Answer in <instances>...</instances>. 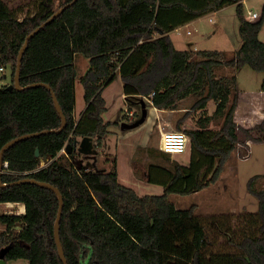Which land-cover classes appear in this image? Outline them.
I'll use <instances>...</instances> for the list:
<instances>
[{
	"label": "trees",
	"instance_id": "obj_1",
	"mask_svg": "<svg viewBox=\"0 0 264 264\" xmlns=\"http://www.w3.org/2000/svg\"><path fill=\"white\" fill-rule=\"evenodd\" d=\"M60 1L57 8V0H37L36 12L20 20L0 0V64L11 69L10 84L27 36L73 2ZM243 1L190 0L189 6L178 0H77L29 40L21 68L23 89H10V84L0 87V150L15 138L62 128L53 94L67 125L58 133L20 141L4 155L8 167L1 173L6 186H0V203L25 206L22 215H0L6 227L0 232V252L8 248L7 262L64 264L55 240L57 193L33 183L10 185L30 178L52 184L63 196L60 237L68 264H264V190L252 189L257 176L249 184L259 201L257 213L220 214L208 222L194 213L195 205L177 209L169 199L172 194L185 196L215 184L224 161L237 148L236 72L248 65L264 74V42L259 38L264 7L261 17L251 21L244 16ZM231 4L237 5L243 41L235 55L177 49L172 31ZM79 54L89 60V69L81 78L87 106L76 121ZM219 68H230L232 74L218 75ZM118 74L128 98L140 101L154 93L147 106L175 110L190 95L197 97L196 107L201 109L209 101L217 102L214 117L222 119L218 129L201 124L185 132L191 144L188 164L161 149L149 150L153 159L167 163H150L146 174L148 183L163 186V194L140 196L121 184L117 160L110 170L93 169L72 162L75 155L83 156L76 148L68 156L60 154L77 138L91 137L97 150L101 148L112 125L103 117L107 111L103 92ZM34 83L50 88H27ZM258 128L264 136V120ZM43 157L50 158L45 166H41ZM208 224L236 251H217Z\"/></svg>",
	"mask_w": 264,
	"mask_h": 264
},
{
	"label": "rangeland",
	"instance_id": "obj_2",
	"mask_svg": "<svg viewBox=\"0 0 264 264\" xmlns=\"http://www.w3.org/2000/svg\"><path fill=\"white\" fill-rule=\"evenodd\" d=\"M14 4V8H20L24 12L28 10L29 14L37 9V0H9ZM189 5L190 0H178ZM62 1L57 0L56 7L59 8ZM264 7V0H245L243 2L244 16L255 21L249 15V11L256 12L261 17ZM156 37L159 35L156 33ZM175 45L179 50H219L226 51L229 57L235 55L236 51L240 49L243 41L240 36V20L237 13V5H227L221 9H214L208 11L195 20L193 24L182 25L177 28L172 34ZM259 38L264 42V26L260 32ZM85 61L87 63H85ZM78 69L76 78V103L77 112L85 105L84 87L81 83V75L86 68L85 64H89V60L83 55L79 54L77 59ZM1 65V64H0ZM6 73V77L2 76ZM4 73H0V87L3 83H7L11 78V69H6ZM218 75H231L230 68H219ZM238 92L244 93H259L264 80V74L253 70L248 65L241 67L236 72ZM107 100L108 112L106 119L112 122L109 128L110 133L105 135L101 148H98L96 153L97 160L91 161V167L95 168H109L113 167L114 160L118 158L119 166L123 180H133L131 173L132 164L130 162L133 148L135 145H143L148 143L146 147H138L134 154V167L136 175L146 181L143 185L147 194H157L161 188V194L164 192L163 186L147 182V168L152 162L167 164L161 158L153 159L150 154L151 149L160 150L161 131L151 125V111L148 112L146 121L134 129L124 130L122 124L124 122H135L142 116L143 108L140 104L141 100L145 102L151 101L150 97H145L140 101L132 98H123L122 86L119 81H115L112 85L106 88L104 93ZM197 97L190 95L178 103V108H186L188 111L184 113L186 118L184 124L180 128L175 124L169 127L171 130H180L186 132L187 130L198 128L201 124H206L209 128L218 129L222 123V119L215 118L217 102L209 101L207 107L204 109L198 108ZM147 107V103H146ZM148 109V107H147ZM130 112L134 116L129 115ZM236 124H237V110H236ZM207 120V121H206ZM184 125V126H183ZM240 128V130H239ZM256 126L254 128L257 129ZM247 130V131H246ZM249 131L237 125V132L239 142L236 150L226 158L224 161V171L218 181L209 188L197 193L181 196L172 194L169 196L170 201L177 209H188L192 205L196 206L195 214L197 216L207 219L209 222L211 217L220 214H247L257 213L259 211V201L253 191L249 188V184L255 176L253 183L254 191L260 192L264 190V145L253 146V154L250 157L249 149L252 142L247 143L248 134H259L256 130ZM264 137V136H263ZM240 143V144H239ZM191 150V144H190ZM185 152L181 155L172 156V159L179 158L185 162L188 155ZM72 159L76 163V158ZM80 157H84L80 156ZM79 157V158H80ZM250 157V158H249ZM177 160V159H176ZM81 166V165H80ZM143 193V192H142ZM158 193V195L160 194ZM1 210V208H0ZM3 213V211H0ZM238 224V223H237ZM3 224L0 222V226ZM4 226V225H3ZM215 230V228H214ZM212 230L208 224V231L214 236L215 249L236 251V248L230 246L226 237L223 234H217ZM7 264H29L25 259L10 260Z\"/></svg>",
	"mask_w": 264,
	"mask_h": 264
},
{
	"label": "crops",
	"instance_id": "obj_3",
	"mask_svg": "<svg viewBox=\"0 0 264 264\" xmlns=\"http://www.w3.org/2000/svg\"><path fill=\"white\" fill-rule=\"evenodd\" d=\"M4 2L9 6V8L17 15V17L20 20L24 19L27 15H33L36 12V10H34L33 13L29 14V12H27L28 10H26L24 12L20 8H14V6H13L14 4H12L11 1H9V0H4ZM243 2H245V0ZM259 18H260V16L258 18H256V20H258ZM248 19L250 20V18H248ZM195 20H192V21L186 23L185 25L193 24L195 22ZM176 30L177 29H175L174 31H176ZM174 31H172L170 33V37L172 38V40H173L172 34ZM173 42L175 44L174 40H173ZM194 50H197V49L195 48ZM78 56L79 55H76V61H75L77 69H78V64H77L78 63L77 62ZM85 63H87V62L85 61ZM85 65H86V68L84 69V73L81 75L82 77L85 75V73L89 69V64L88 65L85 64ZM0 67H1V65H0ZM6 69L9 70V67L5 66L4 70L0 71V73H4L6 71ZM2 76L6 77V73H4V75L2 74ZM115 81L120 82V84L122 86V96H123V98H125L127 100L128 97L124 94L123 82H122V79H121L119 74H118L117 78L115 79ZM10 83H11V78L7 83H3V86L8 85ZM105 90L103 92V95L105 93ZM104 98H105V96H104ZM106 103H107V100H106ZM149 103H151V102L149 101ZM86 106L87 105L85 102V105L83 107H81L80 110L77 112V103H76L75 111H74V118L76 121L80 120L83 112L86 109ZM147 107H148V112L151 111V113H152L151 114V120H150L151 125L153 124L152 126L158 128L161 132L166 131V130H171L169 127H172L173 124H175L176 127H177L179 122H181V124H184L183 122H185V120L187 118V117L184 118V113L186 111H188L186 108H178L175 110H165V109H158V108L151 106V105L147 106ZM107 112H108V105H107V111L103 115L105 121H109L106 119ZM263 120H264V91L260 90L259 93H250V94L244 93V92H238V105H237V125H238V127L241 126L244 129H249V131H251V134H252L253 133L252 130H254V128L256 126L259 127L260 124L263 122ZM128 123H131V122H128ZM125 130H128V129H125ZM239 130H240V128H239ZM255 130L259 134H256V136L251 135V138L248 137V139H247V141L252 142V144L250 145V157L253 154V152H252L253 146L264 145L263 132L259 128L255 129ZM103 139H102V141H103ZM79 140H81V138H79ZM102 144H103V142H102ZM147 144L148 143L146 142L143 145H135V147L133 148V152H132L131 159H130V162L132 164L131 173H132L133 178H134L132 181L131 180L129 181L127 179H125V181L123 180V177L121 174V168H120L119 162H118V158H116L117 168H118V178H119L120 183L127 186V187L134 189L137 192V194L140 196L147 195V193H146L147 191H144L145 188L143 186V185H146L145 184L146 181L144 182V180H141L136 175L133 160H134V154L136 153L137 148L138 147L144 148V147H146ZM187 152H188L187 153L188 155L185 158V162H182L179 158H176V159L179 162H181L182 164H188L190 159H191L190 148L188 149ZM63 153L66 154L67 156L69 155L63 151H61L60 154H63ZM75 157L76 156H74L73 158H75ZM79 157L76 158V163H74L77 167H79L80 165L89 167V166H91V164H90L91 161H94L92 158H88L85 156L80 157V158ZM102 169L109 170V168H107V167L102 168ZM158 186L162 187L161 185H158ZM160 192H161V188H160V190L157 191V194H155V195H158V193H160ZM0 208H1L0 211H3V213H0V215H22L25 213V206L22 203H0ZM5 228L6 227L3 225L0 226V232H3L5 230Z\"/></svg>",
	"mask_w": 264,
	"mask_h": 264
},
{
	"label": "water",
	"instance_id": "obj_4",
	"mask_svg": "<svg viewBox=\"0 0 264 264\" xmlns=\"http://www.w3.org/2000/svg\"><path fill=\"white\" fill-rule=\"evenodd\" d=\"M77 0H73V2L65 5L64 7L58 9L46 22H44L41 26H39L38 28H36L33 32H31L26 40H25V44L22 47L20 53H19V57H18V63H17V68H16V73H15V77H14V84H10L9 88L13 89L16 88L18 90H22L23 87L20 85V77H21V68H22V61H23V56L25 53V50L27 48L28 42L29 40L34 37L42 28H44L45 26H47L48 24H50L51 22H53L60 14H62L67 8H69L70 6H72ZM34 87H47L50 88V86L46 85L45 83H34L31 84L29 86H27V88H34ZM54 97V103L56 106L57 111L59 112L61 119H62V128L60 130L57 131H53V130H45L42 132H36V133H31V134H27L18 138H15L11 141H9L8 143H6L2 149L0 150V186H6V184H2L1 182V173H2V169H3V158L4 155L6 153V151L8 149H10L12 146H14L15 144L19 143L20 141H24V140H28L34 137H38L40 135H44V134H49V133H54V132H60L62 129H64L67 125V119L66 116L63 113L62 107L56 97V95L53 94ZM140 104L143 108V112H142V116L139 120L132 122V123H128V122H124L122 124V128L125 129H134L138 126H140L141 124H143L146 121L147 115H148V109L146 107V102L145 100H141ZM76 148L77 151L81 154H84L85 157L88 158H92L95 162L97 160V156L96 153L98 152L94 139L91 137H85L82 138L81 140H79L78 138L74 141L73 144L68 143L65 147V152L67 154H70L73 152V149ZM36 155L39 157L40 156V150L37 149L36 150ZM42 159L44 161L48 160L49 158H41L40 160L42 161ZM104 170V169H103ZM25 183H33V184H38L42 187L48 188L50 190H53L54 192L57 193L59 201H60V207H59V212H58V216H57V220H56V224H55V240L57 243V248L59 251V254L63 260L64 264H68L65 252H64V248L61 242V237H60V224H61V218H62V212H63V207H64V199L63 196L61 194V192L59 191V189L55 186H53L50 183H46V182H40L37 181L36 179H30V178H25L16 182L11 183L10 185H19V184H25ZM8 251V248H4L3 250H1L0 252V264H7V261L5 260V255Z\"/></svg>",
	"mask_w": 264,
	"mask_h": 264
},
{
	"label": "built area",
	"instance_id": "obj_5",
	"mask_svg": "<svg viewBox=\"0 0 264 264\" xmlns=\"http://www.w3.org/2000/svg\"><path fill=\"white\" fill-rule=\"evenodd\" d=\"M249 15L253 19H256L259 17L258 14L253 11H249ZM3 70L4 68L0 67V71H3ZM153 95L154 93L151 95V97ZM129 115L133 117L134 113L130 112ZM249 142L250 141H247V143ZM189 147H190V138L184 131L166 130V131L161 132L160 149L163 152L170 154L171 156H177V155H181L187 152ZM62 151L65 152V148H63ZM249 154H250V151H249ZM43 158H49V157H43ZM49 161H50V158L46 161L42 159L41 166H45ZM3 167L7 168L8 162H4Z\"/></svg>",
	"mask_w": 264,
	"mask_h": 264
}]
</instances>
